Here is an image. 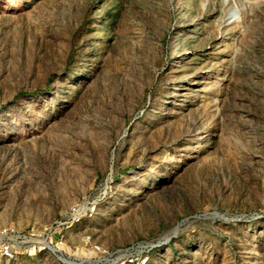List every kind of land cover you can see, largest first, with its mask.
<instances>
[{
  "label": "rangeland",
  "instance_id": "374dc122",
  "mask_svg": "<svg viewBox=\"0 0 264 264\" xmlns=\"http://www.w3.org/2000/svg\"><path fill=\"white\" fill-rule=\"evenodd\" d=\"M0 264H264V0H0Z\"/></svg>",
  "mask_w": 264,
  "mask_h": 264
},
{
  "label": "built area",
  "instance_id": "2783aa9c",
  "mask_svg": "<svg viewBox=\"0 0 264 264\" xmlns=\"http://www.w3.org/2000/svg\"><path fill=\"white\" fill-rule=\"evenodd\" d=\"M7 249H8V247H7V246H5L4 250L6 251Z\"/></svg>",
  "mask_w": 264,
  "mask_h": 264
}]
</instances>
